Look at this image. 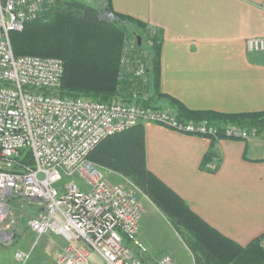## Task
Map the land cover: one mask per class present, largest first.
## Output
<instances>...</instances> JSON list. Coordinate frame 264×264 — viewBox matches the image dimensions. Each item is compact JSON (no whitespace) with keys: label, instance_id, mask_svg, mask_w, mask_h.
<instances>
[{"label":"built area","instance_id":"2783aa9c","mask_svg":"<svg viewBox=\"0 0 264 264\" xmlns=\"http://www.w3.org/2000/svg\"><path fill=\"white\" fill-rule=\"evenodd\" d=\"M55 3L0 0V233H10L5 222L10 201H29L38 205L29 221L36 239L55 233L68 242L59 264H95L93 253L101 264H147L140 256L148 252L140 235L146 213L141 197L150 199L129 177L91 161V150L106 137L145 121L215 139L249 140L258 130L232 122L183 118L176 110L139 102V92L131 102L62 95L64 60L16 55L10 39L11 31L23 30ZM125 40L120 75L146 85L147 61L135 53V43ZM247 47L264 51V37L248 39ZM109 173L123 178L113 182ZM30 255V251L15 252L21 264ZM153 264L178 263L163 255Z\"/></svg>","mask_w":264,"mask_h":264},{"label":"crops","instance_id":"0c3cea01","mask_svg":"<svg viewBox=\"0 0 264 264\" xmlns=\"http://www.w3.org/2000/svg\"><path fill=\"white\" fill-rule=\"evenodd\" d=\"M263 1L110 0L116 12L160 31L163 95L152 88L151 103L176 110V101L189 110L219 113L264 111V51L247 47L248 39L264 37ZM142 124L148 168L225 237L240 245L259 238L264 246V133L215 139ZM147 213L140 235L148 252L140 256L153 264L171 255L159 250L153 235L157 228L163 235L162 228Z\"/></svg>","mask_w":264,"mask_h":264},{"label":"trees","instance_id":"16d2710c","mask_svg":"<svg viewBox=\"0 0 264 264\" xmlns=\"http://www.w3.org/2000/svg\"><path fill=\"white\" fill-rule=\"evenodd\" d=\"M106 2L112 20L102 18L100 8L88 1H61L58 15L49 25L35 20L27 22L21 31L10 32L13 51L16 55L62 58L65 72L60 93L64 96L131 102L139 92L136 98L139 102L152 104L154 95L150 96L149 90L153 88L155 95H163L159 88L160 31L135 17L116 12L110 0ZM129 27H134L135 34L139 30L148 40L142 45L135 41L136 50L144 51L148 58L146 85L138 78L120 75V57ZM146 93L147 97H141ZM173 104L183 118L255 126L259 133L264 130V111L219 113L189 110L176 101ZM88 158L131 178L181 235L194 255V264H264V246L259 238L240 245L225 237L148 168L142 123L106 137L91 150Z\"/></svg>","mask_w":264,"mask_h":264},{"label":"rangeland","instance_id":"374dc122","mask_svg":"<svg viewBox=\"0 0 264 264\" xmlns=\"http://www.w3.org/2000/svg\"><path fill=\"white\" fill-rule=\"evenodd\" d=\"M61 1L64 0H56L54 6L43 11L33 21L38 20L44 25H49L50 22L58 15V6ZM89 1L90 3L100 8L102 18L112 20L113 17L110 12H108V5L106 0ZM134 30V27L128 28L129 34L127 35V40L132 45H134L135 41H137L138 35L141 36L142 39L141 45L148 41L144 37V35L139 32L138 29L136 30H138L139 33L137 32L136 34L134 33ZM129 42L128 45H130ZM135 53L143 56L144 61H148V58L145 55L144 51L136 50ZM262 133H264V130L262 131ZM108 177L113 182H120L123 178L122 176L113 173H109ZM141 198L145 205L146 212H150L147 213L146 217H157L156 214L158 215L160 213L156 208L157 206H154V203H152V201L150 202V200H148L144 196H142ZM10 209L11 212L9 214V217H7L5 221L6 225L9 224L8 228H10V233L7 232L6 236L0 233V264H21L15 258V252L17 250L31 252L30 258L26 264H59V258L65 246L68 245L66 239L59 235L47 234L44 235L41 240H38L30 230L29 221L31 216L37 212L38 205L32 204L29 201L12 199L10 201ZM157 221H159V228H162L163 232V235H160L159 229L157 228L155 229V234L153 235V239H155L159 250L162 253L170 254L178 264H194L193 253L186 245L181 235L171 225V223L170 227L169 225H167L168 222H166V219L164 217H157ZM169 251H173L172 254L174 256L169 253ZM92 261L95 264L102 263L100 257L96 253H93Z\"/></svg>","mask_w":264,"mask_h":264},{"label":"water","instance_id":"95a60500","mask_svg":"<svg viewBox=\"0 0 264 264\" xmlns=\"http://www.w3.org/2000/svg\"><path fill=\"white\" fill-rule=\"evenodd\" d=\"M110 14L112 15V13H110ZM137 42H138V45H141V43H142L141 36H139V35L137 36Z\"/></svg>","mask_w":264,"mask_h":264}]
</instances>
